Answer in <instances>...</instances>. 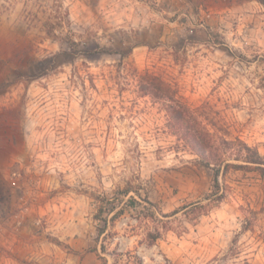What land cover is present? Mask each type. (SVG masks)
<instances>
[{
    "label": "rangeland",
    "instance_id": "374dc122",
    "mask_svg": "<svg viewBox=\"0 0 264 264\" xmlns=\"http://www.w3.org/2000/svg\"><path fill=\"white\" fill-rule=\"evenodd\" d=\"M146 73L264 157V0H0V264H264V178L213 201Z\"/></svg>",
    "mask_w": 264,
    "mask_h": 264
},
{
    "label": "trees",
    "instance_id": "16d2710c",
    "mask_svg": "<svg viewBox=\"0 0 264 264\" xmlns=\"http://www.w3.org/2000/svg\"><path fill=\"white\" fill-rule=\"evenodd\" d=\"M70 46H77V43L70 40ZM67 55L68 52H64ZM142 82L147 86L142 87V91L155 99H161L167 104V113L169 116V126L173 133L185 143L192 153L199 156L201 165L213 170L215 183V198L213 201L220 203L225 199L226 192H220L219 177L223 170L226 175L229 167L236 169L253 168L261 177L264 178V157L260 155L256 148L250 147L247 143L237 138L236 140H228L225 137L217 136L209 126L199 120L195 111H193L182 98L173 93L171 89L159 77L146 73L142 77ZM229 151L230 155L237 156L238 161L243 162L241 165H232L227 163L226 156ZM235 152V154L233 153ZM5 190L0 182V204L5 201ZM129 192H127L128 194ZM132 201H135L132 198ZM147 203L148 198L144 199ZM108 201L107 205L101 206L99 209V217L105 213H113L111 220L114 221L123 213L122 210H116L115 203ZM108 226V220H106ZM101 234L103 231L100 232ZM153 241L160 238L159 234H150ZM107 264V260H104ZM117 264V263H115Z\"/></svg>",
    "mask_w": 264,
    "mask_h": 264
},
{
    "label": "built area",
    "instance_id": "2783aa9c",
    "mask_svg": "<svg viewBox=\"0 0 264 264\" xmlns=\"http://www.w3.org/2000/svg\"><path fill=\"white\" fill-rule=\"evenodd\" d=\"M12 184H13V186H15V185H16V182H15V181H13V182H12Z\"/></svg>",
    "mask_w": 264,
    "mask_h": 264
}]
</instances>
